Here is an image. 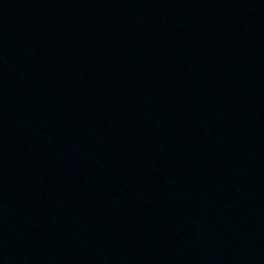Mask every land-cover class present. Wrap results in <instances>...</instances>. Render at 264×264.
Wrapping results in <instances>:
<instances>
[{
  "label": "water",
  "instance_id": "1",
  "mask_svg": "<svg viewBox=\"0 0 264 264\" xmlns=\"http://www.w3.org/2000/svg\"><path fill=\"white\" fill-rule=\"evenodd\" d=\"M0 264H264V0H0Z\"/></svg>",
  "mask_w": 264,
  "mask_h": 264
}]
</instances>
